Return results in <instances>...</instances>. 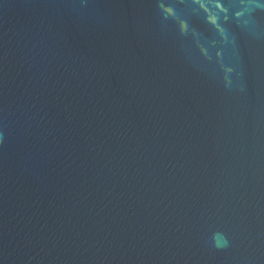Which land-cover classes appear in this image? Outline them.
<instances>
[{
  "label": "water",
  "instance_id": "obj_1",
  "mask_svg": "<svg viewBox=\"0 0 264 264\" xmlns=\"http://www.w3.org/2000/svg\"><path fill=\"white\" fill-rule=\"evenodd\" d=\"M0 264H264V0H0Z\"/></svg>",
  "mask_w": 264,
  "mask_h": 264
},
{
  "label": "clouds",
  "instance_id": "obj_2",
  "mask_svg": "<svg viewBox=\"0 0 264 264\" xmlns=\"http://www.w3.org/2000/svg\"><path fill=\"white\" fill-rule=\"evenodd\" d=\"M223 243H224V244H226V243H227V241H224ZM217 246H221V243H220V241H219V240H217Z\"/></svg>",
  "mask_w": 264,
  "mask_h": 264
}]
</instances>
